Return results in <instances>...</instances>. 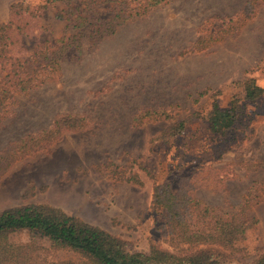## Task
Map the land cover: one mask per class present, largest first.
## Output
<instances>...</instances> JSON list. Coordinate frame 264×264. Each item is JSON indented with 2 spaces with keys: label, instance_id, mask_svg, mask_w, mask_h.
Segmentation results:
<instances>
[{
  "label": "rangeland",
  "instance_id": "rangeland-1",
  "mask_svg": "<svg viewBox=\"0 0 264 264\" xmlns=\"http://www.w3.org/2000/svg\"><path fill=\"white\" fill-rule=\"evenodd\" d=\"M15 1L0 0V22ZM245 1L172 0L95 46L92 28H83L79 52L64 57L55 76L15 94L0 117V151L49 128L58 114L90 123L20 151L0 173V211L49 204L120 237L130 251H146L151 243L171 249L165 215L152 203L155 185L187 191L223 216L249 194L248 215L257 222L246 237L232 248L210 246L220 264H255L264 254V0ZM63 7L56 2L43 11L44 28L25 38V47L65 34V21L55 16ZM97 9L107 11L102 3ZM251 77L263 93L248 101ZM215 99L222 109L238 106L226 133L209 129ZM144 109H167L172 118L132 122ZM175 119L185 128L171 137L165 130ZM9 240L28 242L29 234L13 232ZM46 257L76 255L57 250Z\"/></svg>",
  "mask_w": 264,
  "mask_h": 264
},
{
  "label": "trees",
  "instance_id": "trees-1",
  "mask_svg": "<svg viewBox=\"0 0 264 264\" xmlns=\"http://www.w3.org/2000/svg\"><path fill=\"white\" fill-rule=\"evenodd\" d=\"M168 1L84 0L82 6L74 5L75 0L12 2L7 20L0 22V117L15 104V94H24L47 82L59 72L64 57L79 52L83 28H92L89 36L95 46L104 36L114 34L119 26L141 19ZM55 2L64 5L55 16L65 21V34L54 43L45 39L30 48L25 47L23 40L44 28L39 19ZM101 3L106 5L105 14L97 9ZM228 20L232 21V17ZM202 39L201 36L196 41ZM262 93L263 88L253 77L247 79L246 100L253 101ZM237 113L236 102L231 101L228 108L222 109L215 99L208 119L210 131L226 133ZM146 118L168 120L172 114L167 109H144L133 115L132 122L140 123ZM89 123L87 117L79 114H58L49 128L12 141L6 150L0 151V173L20 151L36 146L41 140L52 139L65 129H80ZM184 128L185 120L175 119L165 133L172 137L182 133ZM248 195L223 216L215 207L187 191L172 192L168 184L155 185L152 203L165 215V234L171 249L151 243L146 251H130L120 237L56 206L26 203L9 207L0 211V264H220L210 245L232 248L257 222L254 216L248 215ZM18 231L29 234L28 242L9 240V235ZM57 250L71 251L76 258L51 260L46 257ZM255 264H264V254Z\"/></svg>",
  "mask_w": 264,
  "mask_h": 264
},
{
  "label": "crops",
  "instance_id": "crops-1",
  "mask_svg": "<svg viewBox=\"0 0 264 264\" xmlns=\"http://www.w3.org/2000/svg\"><path fill=\"white\" fill-rule=\"evenodd\" d=\"M170 2H172V0H169V1L166 2V3L160 4V5L156 6L155 8L162 7V6H164V5H166V4L170 3ZM55 3H56V2H55ZM155 8H154V9H155ZM152 10H153V9H152ZM152 10H151V11H152Z\"/></svg>",
  "mask_w": 264,
  "mask_h": 264
}]
</instances>
